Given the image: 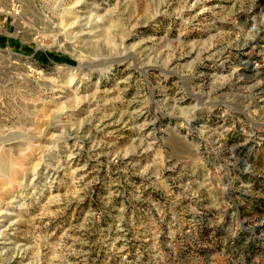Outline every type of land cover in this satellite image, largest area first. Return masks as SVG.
<instances>
[{"label":"rangeland","instance_id":"obj_1","mask_svg":"<svg viewBox=\"0 0 264 264\" xmlns=\"http://www.w3.org/2000/svg\"><path fill=\"white\" fill-rule=\"evenodd\" d=\"M0 264H264V0H0Z\"/></svg>","mask_w":264,"mask_h":264}]
</instances>
